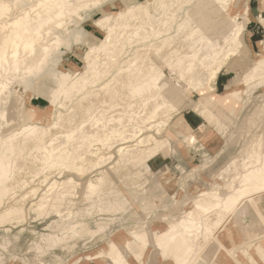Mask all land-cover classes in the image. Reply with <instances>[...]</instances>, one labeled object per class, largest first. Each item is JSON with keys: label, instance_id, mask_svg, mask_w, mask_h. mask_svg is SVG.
<instances>
[{"label": "rangeland", "instance_id": "rangeland-1", "mask_svg": "<svg viewBox=\"0 0 264 264\" xmlns=\"http://www.w3.org/2000/svg\"><path fill=\"white\" fill-rule=\"evenodd\" d=\"M145 1L104 0L82 8L70 22L68 41L50 52L42 71L27 72L26 82L17 84L18 111L13 93L8 102L0 98V109L10 107L8 118L0 116V264H213L226 239L222 228L234 236L235 226L251 218L264 233V0H252L261 31L254 48L246 39L247 0L210 2L221 8L224 26L233 19L240 37L214 79L194 85L182 56L170 66H152L151 80L160 74L161 83L171 81L182 93L159 104L157 114L130 120L131 136L111 147H103L107 134L94 138L90 159L65 156L64 148L56 158L37 157L51 140L56 148L57 134L95 108L86 97L92 85L53 99L62 72L82 71L85 54L111 25L118 27V45L124 44L121 57L132 55L140 36L121 34L122 19L115 17ZM101 17L108 19L96 23ZM215 41L229 46L218 34ZM221 75L227 87L217 88ZM119 107L124 105L109 104L96 116ZM184 112L206 122L202 140L174 130V118ZM127 146L138 151L135 156L120 153ZM55 184L56 195L45 201ZM235 199L243 209L232 210ZM238 249L227 250L235 264Z\"/></svg>", "mask_w": 264, "mask_h": 264}, {"label": "bare ground", "instance_id": "bare-ground-1", "mask_svg": "<svg viewBox=\"0 0 264 264\" xmlns=\"http://www.w3.org/2000/svg\"><path fill=\"white\" fill-rule=\"evenodd\" d=\"M101 1L104 0H0V98L3 102L13 93L11 101L16 108H12L17 109L19 101H22L21 88L18 90L17 84L26 82L23 76L27 72L42 71L50 52L68 41L74 16L87 6L97 7ZM211 1L214 0H147L119 12L115 19H122L120 33L126 34L129 39L140 36L139 44L132 55L121 57L124 44L118 45L119 38L114 34L118 27L111 25L106 36L85 54L86 67L82 71L74 74L62 72L53 99L56 100L60 94L70 98L92 85L86 97L92 99L95 108L79 123L57 134L61 139L56 148L50 139L37 157L56 158L64 148L65 156L74 152L90 159L94 152L90 151V143L94 138L107 134L103 147H111L115 142L131 136L133 127L129 125L130 120L139 122V115L148 117L157 114L159 104L162 108L182 93L178 85L171 81L161 83L160 74L151 80L154 74L152 66H170L182 56L187 59L185 62L194 85L214 79L223 59L236 49L240 37L233 19L228 18V28L224 26L221 8L210 6ZM107 19L101 17L95 22L105 23ZM176 22V28L171 29ZM215 34L224 38L229 46L222 47L218 41L211 43ZM98 54L105 59H100ZM194 55L198 57L194 58ZM205 55L208 62L201 61ZM149 71L150 75H146ZM100 82L103 83L97 85ZM115 103H122L124 108L119 107L120 111L114 108L107 115L96 116L101 108ZM8 108L0 109L1 117L8 118ZM119 151L121 154L131 151L133 156L138 152L130 146L120 147ZM76 155L71 158L76 159ZM72 164L77 171L82 169L79 160ZM58 189V185L52 186L45 201L52 199ZM237 201H231L232 210L240 207L236 206ZM185 227L188 229L189 226Z\"/></svg>", "mask_w": 264, "mask_h": 264}, {"label": "crops", "instance_id": "crops-1", "mask_svg": "<svg viewBox=\"0 0 264 264\" xmlns=\"http://www.w3.org/2000/svg\"><path fill=\"white\" fill-rule=\"evenodd\" d=\"M249 11L248 22L246 24V39L249 44L254 48L258 41L260 40V27L256 21L258 6L253 3L252 0H247L244 9ZM219 82L217 88H222L227 85V81L223 80L224 76L219 77ZM227 87V86H226ZM176 123L174 124L176 133H183L187 131L189 134L194 135L199 141L202 140L205 129L207 128L206 122L199 117L194 116L192 113L188 115L187 113H182L181 115H176L174 118ZM205 122V123H204ZM186 133V132H185ZM244 220V219H243ZM252 219L248 221L244 220V226H235L237 229L236 235H228L226 227L221 229L222 234L226 238L223 241V249L218 250L215 253L213 264H235L233 261V256L229 254L228 249H238L236 253L237 264H264V233L258 231V228L252 227ZM244 228V229H243ZM229 246V248H228ZM252 246V248L247 249ZM242 250H247L246 253Z\"/></svg>", "mask_w": 264, "mask_h": 264}]
</instances>
